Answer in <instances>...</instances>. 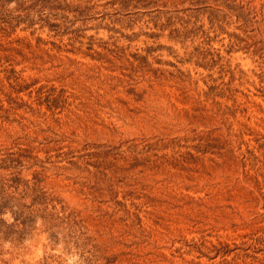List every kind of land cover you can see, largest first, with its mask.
Masks as SVG:
<instances>
[{"label":"rangeland","instance_id":"rangeland-1","mask_svg":"<svg viewBox=\"0 0 264 264\" xmlns=\"http://www.w3.org/2000/svg\"><path fill=\"white\" fill-rule=\"evenodd\" d=\"M238 1L251 13L241 25L229 18L233 49L225 35L172 44L166 30L152 35L159 31L151 14L110 16L113 0L72 2L78 6L31 28L0 32V60L19 82L60 85L72 100L59 119L36 105L13 109L26 97L0 77V153L39 158L21 175L37 173L87 238L79 263L82 246L50 243L37 226L1 243L0 264H224L247 235L259 243L230 264H264V197L246 185L235 154L240 147L264 157V74L262 82L255 75L264 66L253 62L264 61V0ZM70 40L83 44L82 53L54 51L52 43L68 49ZM186 52L229 57L247 76L231 82L229 98L214 96L226 77L185 62ZM117 208L136 216L127 220Z\"/></svg>","mask_w":264,"mask_h":264},{"label":"trees","instance_id":"trees-1","mask_svg":"<svg viewBox=\"0 0 264 264\" xmlns=\"http://www.w3.org/2000/svg\"><path fill=\"white\" fill-rule=\"evenodd\" d=\"M79 1L81 0H0V32H11L21 24L24 29L31 28L37 23L36 20L49 19V15H57L55 13L57 10L69 11V7L73 6L72 2ZM186 1L187 6L185 7L158 9L153 8V1L113 0L109 3L112 9L110 16L123 15L130 17L151 14L149 22H152V27L159 31L158 35L154 33L153 36H159L160 33L166 30L164 37L168 42L186 48L188 44L195 43L194 41L198 40L197 38H200L202 43L207 44L213 37L225 35L227 36L228 45L233 49L234 42L238 37L234 31H228L230 28L233 30L229 18L233 16L234 21L241 25L248 22L251 12L244 9L238 0ZM114 4H116V7H113ZM76 6L78 4L73 7ZM135 8L146 10L134 11ZM52 19L57 18L53 17ZM52 25L56 26L57 24L47 26ZM239 25L235 28L240 29ZM34 30L30 31L29 34L32 35ZM48 30L50 29L48 28ZM133 36L135 34L131 32L128 39L133 38ZM40 40L37 38L35 42L39 43ZM82 45L79 41L70 40L63 45L68 46V49H65L66 47L61 49L62 45L52 43L55 52L61 50L69 53H82ZM88 48H90L89 44ZM166 48L170 49L169 46ZM215 58H207L203 55L193 57L191 53L186 52L182 59L208 70L217 68L219 70L218 74L221 77L225 76L226 81L220 83L217 92L213 95L227 99L231 91L229 88L231 82L240 83L242 79L246 78L247 72L237 63H231L229 57L215 55ZM4 62L0 60V77L3 82L12 90L13 94L23 92L26 97L25 101L13 103V109L20 107L29 111L32 110V105H36L37 107H43L54 119H59L60 115L67 111L69 105H72V100L67 96L62 86H55L53 83L46 81L38 84L35 80L26 83L22 80V82H19L18 73L14 71L13 67L5 66ZM253 62H257V67L261 63L264 66L263 59ZM263 74L262 71L255 74L259 82H262L259 78ZM211 89L212 86L209 85L207 91H211ZM95 147L100 148V145ZM235 154L238 157V162L244 167L242 177L246 185L248 184L249 188L256 193L261 192L257 194L264 197V157L261 154H256L254 150H241L240 147L235 149ZM39 162V158L33 159L31 163H26L19 154L4 151L0 153V256L3 253L1 248L3 241L9 242L14 237L29 233V230L37 226L42 229L48 242L61 243L66 246L67 250L71 247L78 248V246H82L87 239L84 232L81 231L80 220L69 210L61 198L52 195L41 185V177L37 173H32L26 179L21 175L23 168H30L33 165L40 166ZM116 213L127 220H130V215L134 218L136 216L135 212L125 208H117ZM246 237V240L233 248L241 252V255L237 252L230 261H222V263L230 264L237 262L236 260L239 259L243 262L248 257L244 251L247 250L248 246L255 244L254 241L257 239H254L251 235ZM256 242L259 243V241ZM242 245L245 247H242ZM220 250H222L221 254L225 255L226 251H223L222 248ZM84 259L82 246L80 248L79 263H83ZM1 262L2 259L0 258Z\"/></svg>","mask_w":264,"mask_h":264}]
</instances>
